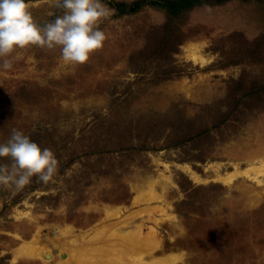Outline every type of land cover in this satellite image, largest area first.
Segmentation results:
<instances>
[{
  "label": "rangeland",
  "instance_id": "374dc122",
  "mask_svg": "<svg viewBox=\"0 0 264 264\" xmlns=\"http://www.w3.org/2000/svg\"><path fill=\"white\" fill-rule=\"evenodd\" d=\"M136 1L102 0L107 39L83 65L32 47L0 68V143L15 128L59 161L48 184L0 185V264H62L43 243L67 227L100 234L111 254L92 263L264 264V0L114 7ZM26 3L40 25L64 14ZM118 228L133 238L109 247Z\"/></svg>",
  "mask_w": 264,
  "mask_h": 264
},
{
  "label": "clouds",
  "instance_id": "9594fccd",
  "mask_svg": "<svg viewBox=\"0 0 264 264\" xmlns=\"http://www.w3.org/2000/svg\"><path fill=\"white\" fill-rule=\"evenodd\" d=\"M64 9L62 16L40 25L26 0H0V68L11 70L20 50L32 47L55 50L71 65H83L104 47L106 34L99 25L114 12L102 0H56ZM0 157L10 165L0 164V185L22 190L36 177L48 184L58 173L54 153L30 140L15 128L6 143H0Z\"/></svg>",
  "mask_w": 264,
  "mask_h": 264
},
{
  "label": "bare ground",
  "instance_id": "6f19581e",
  "mask_svg": "<svg viewBox=\"0 0 264 264\" xmlns=\"http://www.w3.org/2000/svg\"><path fill=\"white\" fill-rule=\"evenodd\" d=\"M254 171H257V172L259 171V172L264 174V161L262 162V164L259 167L255 166ZM192 177L196 181L199 180L195 174H193ZM104 231H105V229H104ZM104 231H103V233H104ZM137 231L141 232L140 229ZM109 233H110V231H109ZM99 235L96 237L94 236L95 238L94 237L93 238H91V237L80 238V237H77L80 235L76 236L74 234V230L72 227H67L66 229L61 230L59 232H54V235L50 239L48 237L47 242L43 243V244H45L44 249H48L50 247H52V248L57 247L58 249H60V251L62 252L61 257L62 258L65 257V261L61 262L62 264H114V263H112L106 259L103 261H100V262H99V260H97L98 262L93 261V263L91 262V259L89 262L86 261V258L89 256H92V255H94V256L95 255H100V256L103 255L104 256V254L107 253L106 255L108 256L111 254V252H110L111 250L107 251V250L102 249L103 244L100 241L101 239L99 240ZM132 235H134V234H132V232L130 233L127 230L124 231L122 228H118L111 235V238L108 239L109 241L107 244H109V247H110V243L113 245H115L117 243H122L123 245H126L127 244L126 242L130 241L133 238ZM45 240H46V238H45ZM37 242L34 245L35 247L27 245L29 247L27 252H28L29 257H31V258L38 256V254L40 255L44 252V249L40 248V246L38 247ZM152 243L153 242H152L151 238H149V239L147 238V240L145 242H143V245L146 246L147 248H149V247L151 248ZM147 248H145V249H147ZM23 251H22V254H23ZM66 252H68L69 255ZM92 252H94V253H92ZM53 260H54V256L50 252H46L44 254V263L45 264H51L53 262Z\"/></svg>",
  "mask_w": 264,
  "mask_h": 264
},
{
  "label": "trees",
  "instance_id": "16d2710c",
  "mask_svg": "<svg viewBox=\"0 0 264 264\" xmlns=\"http://www.w3.org/2000/svg\"><path fill=\"white\" fill-rule=\"evenodd\" d=\"M196 1L199 0H155L150 2V4L165 7L166 9H168L171 15L175 16L179 12V10H182L187 7L188 8L192 7ZM213 1L221 2L226 0H213ZM144 3L145 0H139L132 3L121 2L114 4V7L121 14H130L137 12Z\"/></svg>",
  "mask_w": 264,
  "mask_h": 264
}]
</instances>
